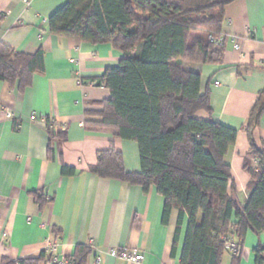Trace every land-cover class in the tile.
<instances>
[{"label":"crops","instance_id":"obj_1","mask_svg":"<svg viewBox=\"0 0 264 264\" xmlns=\"http://www.w3.org/2000/svg\"><path fill=\"white\" fill-rule=\"evenodd\" d=\"M67 1L31 0L30 9L25 0H0V44L31 55L45 52L44 70L35 72L29 84L0 80V264L33 259L53 264V255L68 259L80 244L92 249L86 264H181L189 218L184 217L173 253L179 210L173 209L163 223L165 199L155 187L145 190L90 170L100 152L114 148L128 171H140V152L136 141L97 126L101 118L96 112L111 98L98 79L125 55L111 43L51 33L49 18ZM221 34V63L184 61L183 66L201 72L202 90L211 91L212 114L199 111L196 118L237 130L226 161L243 207L250 181L244 161L257 162L245 124L264 91V0L227 5ZM232 37L242 42L240 50ZM33 113L36 121L31 120ZM50 123L62 137L52 139ZM253 137L264 149V111ZM63 165L75 168V175H63ZM113 247L144 259L132 263L116 258L108 253ZM258 247L264 248V231L249 230L238 264H257ZM235 251L227 248L221 264H234Z\"/></svg>","mask_w":264,"mask_h":264},{"label":"trees","instance_id":"obj_2","mask_svg":"<svg viewBox=\"0 0 264 264\" xmlns=\"http://www.w3.org/2000/svg\"><path fill=\"white\" fill-rule=\"evenodd\" d=\"M235 0H68L49 18L51 33L93 44L111 43L124 53L98 79L111 92L101 111L100 128L138 143L140 171H128L123 155L114 148L99 153L90 170L95 175L151 186L164 197L163 223L177 208L179 217L173 253L184 217L189 218L181 264H221L227 241L238 239L234 264H238L249 230L264 231V149L257 146L253 130L264 111V91L245 124L250 154L256 165L244 161L250 175L249 197L237 200L231 166L226 156L235 144L237 130L214 120L196 118L199 111L212 114L211 91L202 90L201 72L184 61L219 64L224 43L221 34L225 8ZM207 34V38L199 35ZM139 48V49H138ZM45 52H15L0 44V80L29 84L43 71ZM52 139L62 137L49 124ZM52 154V147L49 146ZM63 165L62 174L75 175ZM40 200V199H39ZM92 249L80 244L70 264H86ZM264 264V248L255 251ZM39 259L3 264H38Z\"/></svg>","mask_w":264,"mask_h":264},{"label":"built area","instance_id":"obj_3","mask_svg":"<svg viewBox=\"0 0 264 264\" xmlns=\"http://www.w3.org/2000/svg\"><path fill=\"white\" fill-rule=\"evenodd\" d=\"M25 5L26 7L31 9V0H25ZM212 40H215L218 43H223L224 42V36L222 34L218 35V36H212L211 37ZM234 43H235V48L237 50H240L242 47V42L240 41V39H238L237 37H232ZM8 116H12L11 112L7 113ZM31 120L32 121H36L37 120V115L35 113H33L31 115ZM54 130L55 132H59V129H57L56 124L54 125ZM227 247L229 249H231L232 251L236 250V244L232 241H227ZM56 249L55 245L51 246V250L54 251ZM108 253L111 256H114L116 258H120L122 260H126L132 263H141L144 259V256L140 253L131 251L130 249H126V248H117V247H113L110 248ZM51 261L53 264H70L68 259L65 258H61L58 255H53L51 257ZM97 262H100V257H97Z\"/></svg>","mask_w":264,"mask_h":264},{"label":"water","instance_id":"obj_4","mask_svg":"<svg viewBox=\"0 0 264 264\" xmlns=\"http://www.w3.org/2000/svg\"><path fill=\"white\" fill-rule=\"evenodd\" d=\"M98 84H100V82H98Z\"/></svg>","mask_w":264,"mask_h":264},{"label":"rangeland","instance_id":"obj_5","mask_svg":"<svg viewBox=\"0 0 264 264\" xmlns=\"http://www.w3.org/2000/svg\"><path fill=\"white\" fill-rule=\"evenodd\" d=\"M139 49V48H138Z\"/></svg>","mask_w":264,"mask_h":264}]
</instances>
